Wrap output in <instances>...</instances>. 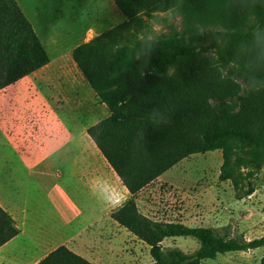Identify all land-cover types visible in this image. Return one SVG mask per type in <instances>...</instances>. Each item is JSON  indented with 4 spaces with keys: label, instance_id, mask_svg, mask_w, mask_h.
<instances>
[{
    "label": "trees",
    "instance_id": "16d2710c",
    "mask_svg": "<svg viewBox=\"0 0 264 264\" xmlns=\"http://www.w3.org/2000/svg\"><path fill=\"white\" fill-rule=\"evenodd\" d=\"M112 1L125 21L72 52L77 68L110 112L88 134L130 194L111 218L149 247L155 264H202L218 255L264 247V236L248 240L242 233L233 235L231 225L157 220L137 204L140 192L183 160L214 151L222 152L219 178L232 182L236 198L254 193L253 180L264 169V88L248 93L246 84L252 77L264 80V33L257 35L249 63L237 58V46L251 40L253 19L264 23V8L252 17L231 7L229 0H184L183 30L172 28L150 54L141 56L148 40L125 45L118 32L128 30L141 14L166 13L171 0ZM49 63L18 2L0 0V91ZM234 141L253 152L239 156ZM242 169L249 171L246 189L237 178ZM19 233L0 205V248ZM176 237L195 238L200 246L186 253L164 245ZM36 264L94 263L61 245Z\"/></svg>",
    "mask_w": 264,
    "mask_h": 264
},
{
    "label": "rangeland",
    "instance_id": "374dc122",
    "mask_svg": "<svg viewBox=\"0 0 264 264\" xmlns=\"http://www.w3.org/2000/svg\"><path fill=\"white\" fill-rule=\"evenodd\" d=\"M16 1L33 24L53 63L47 70L34 75L33 80L19 81L1 91V94L30 87L49 88L56 96L54 100L58 109L68 112L69 120L77 123L82 130L108 117L109 110L100 102L77 68L72 52L78 45L96 39L125 21L115 3L112 0ZM166 15L167 12L139 15L128 30L118 32L122 38L120 40L125 45L148 40L151 36L150 25ZM183 23L182 19L178 30H183ZM49 77L52 78L51 81L44 83ZM237 82L245 87L242 77L238 76ZM233 144L239 156H248L253 152L239 141H234ZM90 145L91 151L97 152L103 158L93 141ZM222 162L221 151L196 154L183 160L138 194L137 204L141 212L157 220L181 221L189 226L231 225L233 235L242 233L248 240L264 236V169L253 180L254 193L238 200L232 182H223L219 178ZM63 163L66 168H71V161ZM74 163L73 169L81 170L84 162L80 160ZM41 167L29 179L42 184L46 189L53 188L55 178L60 176H51V166L48 163ZM108 168L117 180V185L125 190L112 167L108 165ZM40 170L43 172L40 173ZM248 173L244 169L237 173L241 189L249 187L248 181L245 182ZM106 189L108 196L114 191L113 187L106 186ZM125 192L116 200H127ZM42 199L43 241H57L56 244L44 249L37 258L31 257L30 252L34 254L40 248H1L0 264H34L60 245L68 246L94 264H155L149 247L111 218L114 210L111 209L109 201L114 200L108 199L107 209L100 213L81 205L87 201L75 202V223L73 226H65L50 198L43 193ZM65 237L68 239L62 240ZM26 245L31 248L34 242H27ZM164 245L179 247L186 253H194L200 246L192 237L167 239ZM262 257L264 247L218 255L216 259L204 260L202 264H258Z\"/></svg>",
    "mask_w": 264,
    "mask_h": 264
},
{
    "label": "crops",
    "instance_id": "0c3cea01",
    "mask_svg": "<svg viewBox=\"0 0 264 264\" xmlns=\"http://www.w3.org/2000/svg\"><path fill=\"white\" fill-rule=\"evenodd\" d=\"M52 63L50 58L48 65L20 81L33 80L34 75L47 70ZM51 79L46 78L44 83ZM1 91L0 205L12 216L20 230L15 238L1 248L14 247L16 250L40 248V251L34 254L30 252L31 257L37 258L44 249L57 242L47 243L46 239L43 241V193L50 198L65 226H73L75 223L73 212L75 202L87 201L81 205L100 213L101 210L107 209L108 199L115 201L124 194V191L127 198L130 194L125 187L123 190L117 185V180L109 172V163L105 157L103 156V159L97 152L91 151L92 139L88 134L90 126L82 130L77 123L69 120V113L58 109L54 100L56 96L51 89L30 87L12 90L9 94H1ZM80 160L84 162L82 169H73L74 162ZM67 161H71V168L63 165V162ZM45 163L51 166L49 171L51 176L55 174L60 176L55 178V185L50 189L29 179V176H33ZM106 186L114 188L109 196ZM66 239L68 237L62 240ZM31 241L34 242V246L27 247L26 243Z\"/></svg>",
    "mask_w": 264,
    "mask_h": 264
},
{
    "label": "clouds",
    "instance_id": "9594fccd",
    "mask_svg": "<svg viewBox=\"0 0 264 264\" xmlns=\"http://www.w3.org/2000/svg\"><path fill=\"white\" fill-rule=\"evenodd\" d=\"M229 5L237 8L249 16L254 17L258 8H264V0H229ZM184 7V0H171L166 17L154 21L150 25L151 36L146 42V46L142 50L141 56H147L152 50L156 48L160 38L172 29H179L182 22V9ZM264 33V23L253 19L251 23V31L248 38L239 42L237 46V58L243 57L245 63L250 62V57L254 50V42L258 34ZM138 56V57H141ZM264 88V80L257 77H252L246 84L248 93L259 92ZM126 200L109 201L112 210L122 208Z\"/></svg>",
    "mask_w": 264,
    "mask_h": 264
}]
</instances>
